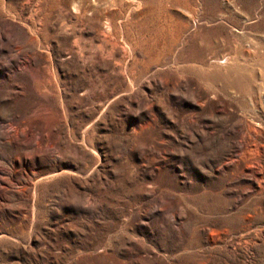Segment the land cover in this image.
Instances as JSON below:
<instances>
[{"label": "rangeland", "instance_id": "obj_1", "mask_svg": "<svg viewBox=\"0 0 264 264\" xmlns=\"http://www.w3.org/2000/svg\"><path fill=\"white\" fill-rule=\"evenodd\" d=\"M0 264H264V0H0Z\"/></svg>", "mask_w": 264, "mask_h": 264}]
</instances>
